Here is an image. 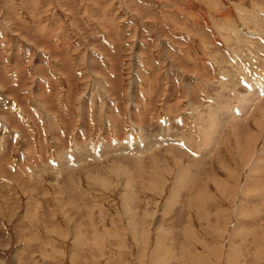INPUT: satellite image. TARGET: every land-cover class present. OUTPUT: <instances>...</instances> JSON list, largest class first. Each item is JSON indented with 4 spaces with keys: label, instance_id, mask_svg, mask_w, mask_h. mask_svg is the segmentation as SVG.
<instances>
[{
    "label": "rangeland",
    "instance_id": "rangeland-1",
    "mask_svg": "<svg viewBox=\"0 0 264 264\" xmlns=\"http://www.w3.org/2000/svg\"><path fill=\"white\" fill-rule=\"evenodd\" d=\"M261 85L264 0H0V264H264Z\"/></svg>",
    "mask_w": 264,
    "mask_h": 264
},
{
    "label": "bare ground",
    "instance_id": "bare-ground-1",
    "mask_svg": "<svg viewBox=\"0 0 264 264\" xmlns=\"http://www.w3.org/2000/svg\"><path fill=\"white\" fill-rule=\"evenodd\" d=\"M259 85V84H258ZM262 86V85H261ZM262 87H264V86H262ZM257 89V88H256ZM263 89V88H262ZM261 94V93H260ZM257 96V95H256Z\"/></svg>",
    "mask_w": 264,
    "mask_h": 264
}]
</instances>
